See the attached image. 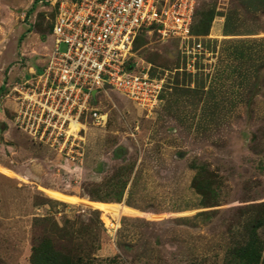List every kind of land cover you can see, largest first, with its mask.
<instances>
[{
    "label": "rangeland",
    "instance_id": "obj_1",
    "mask_svg": "<svg viewBox=\"0 0 264 264\" xmlns=\"http://www.w3.org/2000/svg\"><path fill=\"white\" fill-rule=\"evenodd\" d=\"M209 9L190 65L176 39L137 43V57L164 77L160 101L145 111L99 91L108 118L88 126L76 165L1 110L3 83L51 49L53 5L0 0V264H33L45 238L89 264H222L264 202V0H201L196 30ZM202 163L222 178L207 216L191 185Z\"/></svg>",
    "mask_w": 264,
    "mask_h": 264
},
{
    "label": "built area",
    "instance_id": "obj_2",
    "mask_svg": "<svg viewBox=\"0 0 264 264\" xmlns=\"http://www.w3.org/2000/svg\"><path fill=\"white\" fill-rule=\"evenodd\" d=\"M46 1L54 8L51 49L42 63L3 83L1 110L62 159L82 165L86 129L108 118L96 103L99 91L115 89L145 111L160 101L164 77L135 52L141 32L178 40L187 65L202 53L203 36L192 31L201 0Z\"/></svg>",
    "mask_w": 264,
    "mask_h": 264
},
{
    "label": "trees",
    "instance_id": "obj_3",
    "mask_svg": "<svg viewBox=\"0 0 264 264\" xmlns=\"http://www.w3.org/2000/svg\"><path fill=\"white\" fill-rule=\"evenodd\" d=\"M204 14L202 30L194 28V17L192 31L195 34H206L214 12L212 9H209ZM140 40H143V42L145 40L143 32L136 37L134 48H137V43ZM221 183L222 178L219 172L211 170L204 163L197 166L196 173L191 180V185L203 194V198L200 201L203 207L198 211V214L207 216L215 211V206L220 204L217 195L219 194ZM119 197L120 194L115 196L116 199ZM255 206L257 207V211H255L252 218L244 223V231L240 232L241 238L237 239L227 248L222 264H264V241L258 230L259 227L264 225V202L257 203ZM31 261L33 264H89L87 258L74 257L71 253L57 248L49 238L42 239L34 247L31 253Z\"/></svg>",
    "mask_w": 264,
    "mask_h": 264
},
{
    "label": "bare ground",
    "instance_id": "obj_4",
    "mask_svg": "<svg viewBox=\"0 0 264 264\" xmlns=\"http://www.w3.org/2000/svg\"><path fill=\"white\" fill-rule=\"evenodd\" d=\"M109 220H110V219H107V220L105 219V221H109Z\"/></svg>",
    "mask_w": 264,
    "mask_h": 264
},
{
    "label": "water",
    "instance_id": "obj_5",
    "mask_svg": "<svg viewBox=\"0 0 264 264\" xmlns=\"http://www.w3.org/2000/svg\"><path fill=\"white\" fill-rule=\"evenodd\" d=\"M95 91H93V93H94Z\"/></svg>",
    "mask_w": 264,
    "mask_h": 264
},
{
    "label": "crops",
    "instance_id": "obj_6",
    "mask_svg": "<svg viewBox=\"0 0 264 264\" xmlns=\"http://www.w3.org/2000/svg\"><path fill=\"white\" fill-rule=\"evenodd\" d=\"M37 65H38V64H37ZM37 65H36V66H37Z\"/></svg>",
    "mask_w": 264,
    "mask_h": 264
}]
</instances>
